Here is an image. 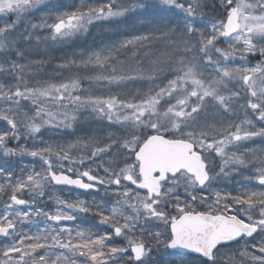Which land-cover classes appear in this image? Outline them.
Returning <instances> with one entry per match:
<instances>
[{"label":"snow or ice","instance_id":"obj_1","mask_svg":"<svg viewBox=\"0 0 264 264\" xmlns=\"http://www.w3.org/2000/svg\"><path fill=\"white\" fill-rule=\"evenodd\" d=\"M218 6L219 18H208L204 0H135L130 7L81 0L55 16L49 9L19 32L47 0H0V157L8 158L0 164V264H264V151H240L241 142L264 139V0ZM148 8L167 15L149 21L143 34L57 65L85 75L29 84L28 70L42 61L21 63L23 45L47 49L97 21ZM156 43L165 50L153 55ZM85 80L108 94L84 88ZM82 110L102 122L103 137L36 146L42 128L73 129ZM210 112L219 119L210 121ZM24 156L38 158L41 170L25 165L17 174L8 160ZM236 176L246 182H237L243 191L221 187ZM47 186L103 189L115 199L111 207L58 200L62 207L48 212L38 206ZM76 213L98 217L108 230L62 223L76 221ZM34 217L44 227L30 233Z\"/></svg>","mask_w":264,"mask_h":264},{"label":"rangeland","instance_id":"obj_2","mask_svg":"<svg viewBox=\"0 0 264 264\" xmlns=\"http://www.w3.org/2000/svg\"><path fill=\"white\" fill-rule=\"evenodd\" d=\"M91 3H102V2H106V0H90ZM130 2L135 3V0H116V3L118 5H123L128 7V5L130 6ZM48 3V7L44 8V10L42 12H36L34 15H30L27 16L23 22L20 24L18 31L19 32H23L25 30V28H29L31 23H39V21L41 20L42 17L47 16L49 14V9H51V15L55 16L56 13L58 11H64L67 10L69 6H78L81 3V0H47ZM211 5V6H210ZM210 5H208V2L206 0H204V7H203V11L207 14L208 18H212V17H216L218 18L219 15H217V11L220 10L218 9L219 6L218 5H213L212 2H210ZM146 10V11H145ZM158 11V12H157ZM157 13L158 17L160 18L164 12L161 11L158 8H148V9H138V11L135 12H129L125 17L120 18L118 21H97L100 22V26H104V29L106 31V39L107 41H102V42H93V43H88L83 41V39H88V37L90 36V33L92 32L93 29H96L98 25L97 22H95L93 25L89 26V31L87 33H81L76 37H73L70 40H67L63 43H56V44H50V46L46 49L43 45H41L38 49L35 48L34 46H29V45H23V49L25 50V58L24 60L20 61L21 63H27L28 61H42V63L40 64H35L31 67L29 71V75L27 76L28 82L30 85H35L38 80V76L39 74L37 72H44L49 70L48 68L46 69L44 66H49L50 69L54 70L53 73L51 72H45L44 75H51L53 76V79L51 80H45V81H49V82H60L62 80H66L69 77L73 76L75 73H77V71H79L80 75H85L84 71L78 70L76 68H71V69H59L57 67L58 64L63 63L65 60L67 59H71L69 58V56L67 57L66 55H69L68 53L70 52V50H72V54H76L79 55L82 52H87L90 49H94V48H98L107 44H110L114 41H118V40H122L124 38L127 37H131L132 35H140L143 34L145 32H147L150 29V24L149 21H151L153 18V15H155ZM217 13V14H216ZM167 14V13H166ZM7 19V18H4ZM52 21L49 20V23H51ZM107 28L110 29V31H107ZM42 36H48L50 33L48 30H46V28H42V29H38L37 30ZM77 40V41H76ZM158 44L156 43L153 46V55H158L159 52H162L160 50H157L158 48ZM222 47L224 45H221ZM77 48V50H76ZM66 54V55H65ZM65 55V57H64ZM54 56V64H51L49 62V57ZM126 56L131 58L132 53L131 52H127ZM141 58H143V52H141L140 54ZM13 58H15V56H13ZM259 59V58H258ZM253 63H255L256 61H252ZM44 67L41 71L40 67ZM145 67H147V64L144 65ZM46 69V70H45ZM60 73V74H58ZM87 74H93L91 72L87 73ZM130 86V85H129ZM126 86V87H129ZM83 87L84 88H89L91 87V90L97 94V95H107L109 89H106L105 87L102 86V84L97 85V84H92L90 85L88 81L85 80V82L83 83ZM114 87V86H113ZM111 88V90H116V91H123L125 89H118L116 87ZM55 109V108H54ZM53 110V109H52ZM81 113L87 114L88 112L86 110H82ZM208 119L210 121L214 120V119H219V117H214L211 112L209 113ZM238 122V121H237ZM6 125L4 122L0 121V129L4 128ZM259 126V125H258ZM58 134H60L58 136ZM101 134V133H100ZM99 136L104 135L101 134ZM91 135H96L95 133L91 132ZM58 136V137H55ZM78 137H83V134H78V135H74V132L72 129H65L63 127H50V126H46L44 128L41 129V133L37 134L36 138H35V144L36 146H43V144L41 143V141H44L48 144H52V145H57V144H63V145H67L68 143L66 141H64V139H66L68 142L71 141H75ZM65 142L62 143V141ZM21 144H24L25 141L21 140L20 141ZM27 146L28 147H32L34 141L29 139L27 140ZM17 144V141L15 140H11L9 141V146H13L15 147ZM254 149L257 151V153L264 151V139H260V138H255L254 140L251 141H246V142H241V147H240V151H244V149ZM248 155H251V152L248 153ZM5 159L8 158H4V157H0V164L3 163V161ZM8 162L13 166L14 170L16 171L17 174L20 173V169L22 167H24L25 165L28 166V170L30 171L33 167V165L35 166V170L36 171H40L41 167L40 164L41 162L39 161L38 158H32L30 156H24L23 158L21 157H16V158H12L10 160H8ZM102 174V172H101ZM245 174H247V172H245ZM237 182L239 183H246L243 180L242 176H236L234 177V179H232L231 181H221V187H226L227 190H233L235 189L236 191H243L242 188H240L237 184ZM102 193H93V194H89L86 197L80 196L79 194L76 193H80L78 191H70L68 188L65 187H60V189L55 188V186H47L45 188V196L42 198H38V206L43 208L45 211L48 212H55L57 210L58 207H62L60 205H58V200H66L69 202H73L77 199L80 200H86L87 202H89L90 204L93 203V201H95V203H101L104 204L106 207H111V204L109 203V201H112L115 199V197H111V196H105L104 194V190L101 189ZM3 210V204L0 202V211ZM67 211V209H64ZM77 215V222L75 223H64L67 224L70 227H73L74 229L76 227L79 228H86V227H94L96 226L99 229V233H103L105 231L108 230V228H105V225H101L99 224L98 219L95 220V217H91V219L93 220V222L91 223H85L83 222V219L86 218L87 215L83 214V213H76ZM34 219L37 221V223L35 224H31V225H44L43 224V217H34ZM89 220V219H87ZM97 221V223H96ZM86 225V226H85ZM30 225L26 226L29 227ZM91 230V229H89ZM117 243H122L121 240L119 238H117ZM237 247H242L241 245H233V248H237Z\"/></svg>","mask_w":264,"mask_h":264},{"label":"trees","instance_id":"obj_3","mask_svg":"<svg viewBox=\"0 0 264 264\" xmlns=\"http://www.w3.org/2000/svg\"><path fill=\"white\" fill-rule=\"evenodd\" d=\"M206 1L208 2V5H210V2H212L213 5H219V0H206ZM132 4L133 3L130 2V6ZM130 6L128 5V7H130ZM136 11H138V9ZM219 12H220V10H218L217 11L218 14L217 13L216 14L219 15ZM166 15L167 14L164 12V14L161 17H165ZM153 18H159L158 15H157V13L155 15H153ZM97 23H98L99 26H97L96 29H93L92 30V32L90 33V36L88 37V39H83V41L88 42V43H93V42H97V41H99V42L107 41V39H106V35H107L106 34V31L103 30L104 29V26L103 25L100 26V24H101L100 22H97ZM107 31H110V29L107 28ZM76 50H77V48H76ZM157 50H160V51L165 50L164 44L163 43H159ZM68 54L69 55H66V54L65 55L67 57L69 56V58H73L72 50H70V52ZM65 55H64V57H65ZM53 58H54V56L49 57V61H51L49 63H51V64H54L55 63V61H54ZM256 59H258V58H256ZM256 59H253V61H256ZM49 66L52 67V65H49ZM49 66H44L46 69L48 68L49 70L44 71V72H37L39 74V76L37 78L38 81H45V80H51V79H53V76H51V75H44L45 72H51V73H53L54 70L50 69ZM39 67H40L41 71H43L42 69L44 67H41V66H39ZM88 75H90V74H88ZM129 87H131V86H129ZM111 91L112 92H116V90H111ZM53 111H56V109L53 108ZM78 117H79L78 118V122L74 126V128L72 129L73 132H74V135H78L80 133V134H83V137H86V136H91V132L95 133L98 136H99L100 133L101 134L104 133L103 131H101V128L103 127L102 122L93 120L88 115V113L87 114H84V113H81L80 112V113H78ZM59 135L60 134H58V136ZM58 136H55V137H58ZM64 141H66L67 143H71V141L68 142L66 139H64ZM64 141H62V143L65 144ZM11 147H13V146H11ZM24 198L25 199H28L29 198V195L27 193H25L24 194ZM5 199H6V197H5ZM43 227H44V225H41V224L40 225L39 224L38 225H30L29 227H26V231H29L30 233H37V232L41 231V229H43ZM85 229H91L92 232L99 233V229L96 226H94V227H92V226L86 227ZM175 259H176V261H179L180 260V257H176ZM161 264H171V261L161 260Z\"/></svg>","mask_w":264,"mask_h":264},{"label":"flooded vegetation","instance_id":"obj_4","mask_svg":"<svg viewBox=\"0 0 264 264\" xmlns=\"http://www.w3.org/2000/svg\"><path fill=\"white\" fill-rule=\"evenodd\" d=\"M49 22V21H48ZM39 23H40V21H39ZM46 30H48L47 28H46ZM49 31V30H48ZM69 189V188H68ZM70 191L72 190V191H78V192H80V193H76V194H79L80 196H83V197H86V196H88L89 194H93V193H102V191H100V192H92V193H89V192H85V191H80V190H76V189H73V188H71V189H69ZM91 214H89V215H87L86 216V218H84L83 219V222H85L86 224L87 223H91V222H93V220H91ZM95 217V216H94ZM96 218H98V217H95V219ZM87 219H89V220H87ZM73 221H69V223H72ZM75 222H77V221H74L73 223H75ZM105 228H107V226H105ZM122 242V241H121Z\"/></svg>","mask_w":264,"mask_h":264},{"label":"water","instance_id":"obj_5","mask_svg":"<svg viewBox=\"0 0 264 264\" xmlns=\"http://www.w3.org/2000/svg\"><path fill=\"white\" fill-rule=\"evenodd\" d=\"M60 187V186H59ZM67 187H69V188H71V187H73V186H67ZM75 188V187H74ZM78 189V188H77ZM81 190V189H80ZM65 222H68V221H65Z\"/></svg>","mask_w":264,"mask_h":264}]
</instances>
